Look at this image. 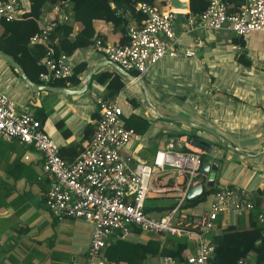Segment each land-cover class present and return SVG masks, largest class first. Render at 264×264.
<instances>
[{"label": "crops", "instance_id": "obj_1", "mask_svg": "<svg viewBox=\"0 0 264 264\" xmlns=\"http://www.w3.org/2000/svg\"><path fill=\"white\" fill-rule=\"evenodd\" d=\"M29 3L30 0L21 1L20 14L28 10ZM185 3L187 9L177 10L172 24L173 40L159 35L161 43L176 54L162 57L139 77L135 73V80L118 73L123 86L113 97L105 96V82L90 80L78 94L33 90L3 59L0 92L16 110L44 114L41 129L54 141L65 161H71L92 134L99 118L95 95L114 99L121 108L122 124L136 133L120 149L122 155L131 157V165L150 163L154 152L164 148L170 138H179L184 150H198L201 164L209 163L207 174L201 173L198 178L203 186L201 194L206 190L205 197L192 206H184V201L186 212L206 211L219 188L243 187L250 193L253 209L241 215L218 213L209 232L210 240L229 226L244 230L254 221L264 228V32L236 35L227 24L219 29L198 27L189 21V15H197L190 14L188 0ZM153 4L170 8V0H154ZM228 7H232V0ZM66 13L70 14L66 2L45 3L39 25L43 27L51 19L66 20L61 18ZM131 25L135 20L129 18L127 28ZM92 26L102 41L119 42L121 35L110 22L95 19ZM74 27L78 25L74 23ZM103 59L90 46L77 49L67 60L71 69L84 62L85 70L78 74L77 84L66 82L60 87H80L85 74ZM111 70L114 69L105 64L94 72ZM55 80L58 79L51 81ZM48 82L40 84L50 85ZM202 127L213 130L238 151ZM198 139L210 143L211 149H199ZM185 180V175L166 170L152 184L182 187ZM52 181V176L42 170V158L36 149L17 139L0 138V264H85L92 223L82 218H57L48 211L44 195ZM178 195V190L152 191L146 200L172 199L174 205ZM163 212L154 210L148 214L159 216ZM258 213L263 215L262 221L257 219ZM178 244L184 246L179 256L173 257L175 264H186L185 257L196 250L193 238L130 227L107 238L101 260L102 264H159L160 257L168 255L165 251L175 250ZM243 258L254 264L253 253Z\"/></svg>", "mask_w": 264, "mask_h": 264}, {"label": "built area", "instance_id": "obj_2", "mask_svg": "<svg viewBox=\"0 0 264 264\" xmlns=\"http://www.w3.org/2000/svg\"><path fill=\"white\" fill-rule=\"evenodd\" d=\"M22 0H0V17L10 20L20 14ZM65 3V2H62ZM135 9L142 15L139 25L127 28L128 42L113 44L94 38L90 48L116 63L126 71H134L139 77L150 65L164 56H174L175 50L165 47L159 35L172 39L176 9H161L144 1ZM227 0H207L204 9L189 21L198 27L219 29L224 24L236 35L264 32V0H242L237 10L227 11ZM62 19L66 16L62 15ZM58 22L51 19L34 34L30 41L46 40V34ZM188 53V52H187ZM188 55V54H187ZM64 54L51 58L48 53L38 63L45 70L39 74L41 81L64 79L72 69ZM99 118L90 138L71 161L60 157L57 146L41 129L40 122L31 111H18L12 102L0 92V138L17 139L36 149L42 158V170L53 181L44 195L48 211L55 217L82 218L92 223L85 264H102L101 252L107 238L118 231L137 227L154 234H168L193 238L196 250L185 257L186 264H207L213 249L209 232L218 213L241 215L253 209L250 193L243 187L219 188L206 211L188 213L184 209L186 191L199 182L201 158L198 150H184L179 138H170L165 147L154 152L150 163L136 162L122 155L120 149L136 135L125 127L120 119L121 108L117 102L95 95ZM26 157V156H24ZM174 170L186 176L182 185H157L153 181ZM178 190L174 205L159 216L144 211L149 192ZM263 220L261 213L257 214ZM159 264H175L173 257H160ZM235 264H248L243 257Z\"/></svg>", "mask_w": 264, "mask_h": 264}, {"label": "trees", "instance_id": "obj_3", "mask_svg": "<svg viewBox=\"0 0 264 264\" xmlns=\"http://www.w3.org/2000/svg\"><path fill=\"white\" fill-rule=\"evenodd\" d=\"M153 4L154 0H30L27 11L21 13L12 20H0L2 30L0 32V51L10 55L23 69L26 77L33 83L40 84L39 74L44 71V66L38 63L46 53L51 58L60 54L71 56L77 49L89 47L92 40L98 36L94 32L92 21L95 19L110 22L113 30L120 33L118 43L126 44L128 19H134L135 25H139L142 15L135 9L137 2ZM231 1V0H228ZM227 1V2H228ZM69 4L70 14L66 13V20L58 22L53 29L46 34V40L30 38L41 31L39 18L45 3ZM203 5L201 7V3ZM242 0H232V7L227 11L232 13ZM207 0H188V10L192 15H198L206 6ZM236 7V9L234 8ZM74 23L78 27H74ZM9 65V64H8ZM85 63L79 62L72 66L71 75L64 79L48 82L53 86H65L78 83V74L85 70ZM12 69V67L10 66ZM134 75V71H129ZM105 82V96L113 97L123 86L122 77L114 70L111 72H94L90 82ZM90 83H88L89 85ZM42 122L44 114H34ZM201 175V174H200ZM206 190L193 199L185 200L184 206H192L204 199ZM172 204L144 205V211H163L169 209ZM213 249L208 255L207 264H235L237 259L248 252L254 255V264H264V228L256 222H251L248 229L237 230L229 226L221 232L211 236ZM184 245L178 244L175 250H166L165 254L177 257Z\"/></svg>", "mask_w": 264, "mask_h": 264}, {"label": "water", "instance_id": "obj_4", "mask_svg": "<svg viewBox=\"0 0 264 264\" xmlns=\"http://www.w3.org/2000/svg\"><path fill=\"white\" fill-rule=\"evenodd\" d=\"M170 8L172 9H176V10H180V9H187L186 7V3L185 0H170ZM0 59H3L4 61H6L17 73L18 75L21 77V79L33 90H48V91H52V92H59V93H64V94H78L83 92L86 89L87 83L90 80V75L91 73H93L95 70H97L100 66L102 65H109L110 67H112L117 73H119L120 75H122L125 79L128 80H135L134 76L132 74H130L128 71L122 69L120 66H118L116 63L110 61L109 59H103L102 61H99L97 64H95L83 77L81 86L78 88H74V89H70V88H63V87H56V86H52V85H47V84H36L31 82L25 75L24 71L22 70V68L19 66V64L13 60V58L8 55L5 54L3 52L0 51ZM171 119H180L182 120L180 117H169ZM202 129H205L206 131L210 132L212 135H214V137L216 139H218L219 141H221V143H223L224 145H226L227 147H229L232 150L238 151V149H236L235 147L231 146L228 144V142L222 138L219 134H217L216 132H214L211 129L202 127ZM196 146L204 151H209L211 149V144L198 139L196 141ZM264 150V149H263ZM210 167L209 163H202L201 164V169H200V173L206 175L208 172V168ZM203 190V186L201 183H198L197 185L189 188L186 192V200H192L196 197H198L201 192Z\"/></svg>", "mask_w": 264, "mask_h": 264}, {"label": "rangeland", "instance_id": "obj_5", "mask_svg": "<svg viewBox=\"0 0 264 264\" xmlns=\"http://www.w3.org/2000/svg\"><path fill=\"white\" fill-rule=\"evenodd\" d=\"M204 160H206V157L204 156V157H202ZM173 201H172V199H168V200H166V199H163V198H148L146 201H145V203L147 204V205H149V204H171ZM151 216H153V217H155V214H151Z\"/></svg>", "mask_w": 264, "mask_h": 264}]
</instances>
